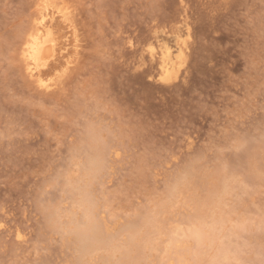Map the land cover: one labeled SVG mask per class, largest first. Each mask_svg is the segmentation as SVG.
Wrapping results in <instances>:
<instances>
[{
    "label": "rangeland",
    "instance_id": "1",
    "mask_svg": "<svg viewBox=\"0 0 264 264\" xmlns=\"http://www.w3.org/2000/svg\"><path fill=\"white\" fill-rule=\"evenodd\" d=\"M48 1L0 0V264H79L68 226L86 220L77 186L96 148L87 189L104 243L86 264H179L170 238L194 250L182 232L216 185L224 264H264V0H54L67 19L49 8L43 89L22 48ZM180 33L184 61L164 80L151 45L176 55ZM146 217L161 225L132 236ZM205 248L181 264H207Z\"/></svg>",
    "mask_w": 264,
    "mask_h": 264
},
{
    "label": "bare ground",
    "instance_id": "2",
    "mask_svg": "<svg viewBox=\"0 0 264 264\" xmlns=\"http://www.w3.org/2000/svg\"><path fill=\"white\" fill-rule=\"evenodd\" d=\"M63 2H62V4H63ZM52 3H54V0H53V2H51V4L49 1H48V3L43 2L42 4H36L37 9H36V15H35L36 16L35 17V23L33 24L32 28L29 30L28 34L26 35V37L24 39V43H23V48H22V59L25 62L27 74L38 83L39 87H41L43 89H50L51 87L55 86V85H53V82H54L53 79L46 82L41 78V75H42L41 68L43 69V68L47 67L51 63V61L55 60L57 57L56 38L54 37L52 30L47 26V22L49 19V12H48L49 8L57 9L58 12L62 15V17L67 19V15L62 11V9L60 10L59 7H57L56 2H55V5H56L55 7H57V8L52 7V6H54V4L52 5ZM59 6H61V3ZM71 20L73 21L74 19H71ZM67 21H69V20H67ZM52 22L53 21H51V23ZM64 22H66V21H64ZM66 24H68V23H66ZM75 36H76V32H75ZM176 40H177V42H176L177 43V46H176L177 50L175 49L177 51L176 55H174V53L172 52L173 49L166 44H152L150 51H149L151 57L154 58V57L158 56L157 60L159 63V75L164 80L170 79L172 76H175L179 72V68L182 65L184 58H185L187 36L181 35V33H180L177 35ZM75 49H77V48H75ZM78 55H79V53H78ZM154 59H156V58H154ZM66 63H67V61H66ZM71 64H72V62L68 61L67 66L71 67L70 66ZM63 71H64V69H63ZM90 137H91V139L90 140L88 139L89 140L88 144L92 148H94L92 146V144H90L91 142H93L92 136H90ZM95 150H94V153H95L94 156L96 155ZM97 153H98V151H97ZM93 157L87 161L84 173L82 175L83 176L82 180L86 181L85 185L83 184V185L77 186V189L79 190V192H78L79 198L77 199L78 208L81 211L80 215L83 216L84 218H86V220L84 219V223L82 226V224H81L82 222L79 223V221H81V220H79V215L77 214L78 215V217H77V215H75V212H74V214H73L74 218L76 217L78 219H73V217H71L69 222L71 223V222H73V220H75L74 224H76V226L72 227V226H70V224L68 226L69 228L71 227L70 231H72V233L75 235V237H74L75 242H76L78 251L80 253L79 264H86L85 260L87 259V257L95 249H99V248H96V247H99L98 246L99 244L104 243L103 239H102V230L99 226V223L95 219V215H94L95 213H93L94 209H92V204L90 203V200H89L90 194L88 195V189H87L88 185H89L88 182L91 181V179L94 176V173H96V171L100 168L99 167V159H97L99 157H97V158L96 157L93 158ZM175 189H177V188H175ZM176 191H178V189ZM176 191H175V193H176ZM224 191H225L224 185H216L212 188L208 187L207 199L201 203L196 202L198 210L194 216V219L192 221V225L189 229H187L188 231H186V232H188V233H185V231L182 232L183 235L187 237V239H189L191 242L193 241L194 250H192V252L187 251V249H180L179 248L178 242L181 243V240L185 241L186 239L181 238L177 241V239L175 240L172 237L170 238L169 246L168 247L166 246L167 247V253H169L170 255L171 254L177 255L176 257H178L179 264H181L184 260L185 261L187 260V259H183L187 255L188 256L192 255L194 258L198 259L197 262L200 263L203 255L206 253L202 249L203 246H205L206 248H212L213 250H215V252L211 256V258L209 260H207L208 262H205V263H207V264H224L225 261L229 260V254L231 251L225 245H223V243H220V242H219L220 244L216 243V240L218 238V233L220 231H222L223 223H224V219H225L224 216L220 213V211H221L220 203L221 202L219 199L220 194H223L222 192H224ZM170 195H171V197L172 196L174 197L175 194L173 192H171ZM167 206H168L167 204H163L162 206H160L159 207L160 211L166 210ZM208 209H210L209 211L212 212L211 214H209L210 212L207 211ZM76 212H77V210H76ZM208 219H209V221H206ZM52 222H54V221H52ZM71 224H73V223H71ZM77 224L78 225L81 224L82 227L78 226ZM159 224L160 223L157 222V220L146 217L141 222V226L139 227V230L137 232L132 231L131 235L136 236V234L139 233V231L146 233L150 229L152 230L153 227L156 228L157 225L159 226ZM157 228H159V227H157ZM65 229H66V226H65ZM149 232H152V231H149ZM152 242H153L152 240L147 241V245H145V247L147 249H151L153 247ZM183 244H185V243H183ZM136 245H138V243L137 244L135 242L133 243L131 240H129L127 242V247L130 248V249H128L130 253H131V251H133L134 253H137V248L135 247ZM187 245H188V241H187ZM180 247H181V245H180ZM186 247H188V246H186ZM124 248L125 249H123L124 251L121 252V254H122V256L126 257V247H124ZM134 248H136V249H134ZM206 248H205V250H207ZM111 249L113 250V248H111ZM119 249H115V251H117ZM113 253H115V252H113ZM207 254H208V251H207ZM207 254H205V255L207 256ZM167 256H168V254H167ZM105 258H107V257L102 256L101 259L103 262L105 261ZM202 261H204V260H202Z\"/></svg>",
    "mask_w": 264,
    "mask_h": 264
}]
</instances>
